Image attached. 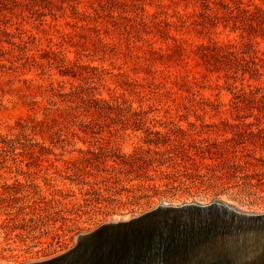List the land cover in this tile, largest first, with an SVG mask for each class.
<instances>
[{
  "label": "rangeland",
  "instance_id": "374dc122",
  "mask_svg": "<svg viewBox=\"0 0 264 264\" xmlns=\"http://www.w3.org/2000/svg\"><path fill=\"white\" fill-rule=\"evenodd\" d=\"M236 4L264 11L0 0V264L58 255L159 203L264 213V103L252 100L264 94V14Z\"/></svg>",
  "mask_w": 264,
  "mask_h": 264
},
{
  "label": "bare ground",
  "instance_id": "6f19581e",
  "mask_svg": "<svg viewBox=\"0 0 264 264\" xmlns=\"http://www.w3.org/2000/svg\"><path fill=\"white\" fill-rule=\"evenodd\" d=\"M238 211L264 214L225 206L155 212L106 227L79 241L72 253L44 264H264V216Z\"/></svg>",
  "mask_w": 264,
  "mask_h": 264
},
{
  "label": "water",
  "instance_id": "95a60500",
  "mask_svg": "<svg viewBox=\"0 0 264 264\" xmlns=\"http://www.w3.org/2000/svg\"><path fill=\"white\" fill-rule=\"evenodd\" d=\"M212 206H225V207H229V208H235L233 206H228L226 205L224 202L219 201V200H213L210 203L206 204V205H200L197 202H189V203H183L182 205L179 206H172V205H164L159 203L157 205L156 208L149 210V211H145L142 214L138 215V216H132L128 221H118V222H114V221H106L105 223L99 225L98 227H96L94 230L87 232V233H82V234H77L74 238V246L71 247L70 249H67L66 251L58 254V255H54L52 257H49L50 259H44L42 261H36V262H27L24 264H44V263H49L55 260H59L61 258H63L64 256L68 255L69 253H72L74 251V249L76 248V246L78 245V242L92 236L94 233L106 228V227H110V226H119V225H127V224H131L134 223L136 221L142 220L145 217L150 216L151 214L155 213V212H160V211H164V210H181V209H186V208H192V207H197V208H201V209H205V208H210ZM240 214L248 216V217H252V218H258V217H262L264 216V214H247L244 212H240L238 211Z\"/></svg>",
  "mask_w": 264,
  "mask_h": 264
},
{
  "label": "trees",
  "instance_id": "16d2710c",
  "mask_svg": "<svg viewBox=\"0 0 264 264\" xmlns=\"http://www.w3.org/2000/svg\"><path fill=\"white\" fill-rule=\"evenodd\" d=\"M237 5V7H235L234 9H232L233 11L235 10L236 12H238V13H243V14H245V16L247 17V19H248V16L250 17V18H259V14H264V11H261L260 9H258V8H253V10L252 11H248V10H246V9H244V8H240L239 6H238V4H236ZM258 21V20H257ZM253 22L254 21H248V23L247 24H242L240 27L244 30V31H247V30H245V29H249V32L250 33H256V32H258V31H261V27H258L259 26V24H257L256 23V25L255 24H253ZM255 23V22H254ZM220 50L222 49V48H224V47H218ZM208 49V48H207ZM258 92V90H255V92L253 91H250V94L249 95H253V94H256ZM252 99V98H251ZM252 100H255V102H259V104H262V103H264V94L262 95V96H260L259 98H253ZM238 103L236 102V103H234L233 105H234V108H236L238 105H237ZM260 113L261 114H264V111H263V108H260ZM235 128H238L237 127V125L236 126H234ZM157 135H155V136H157L158 137V139L161 137L160 135H159V133H156ZM167 140H170L169 138L167 139ZM148 152V151H147ZM157 154V153H156ZM140 154H138V153H134V155H133V157L134 158H132V159H138L137 158V156H139Z\"/></svg>",
  "mask_w": 264,
  "mask_h": 264
}]
</instances>
